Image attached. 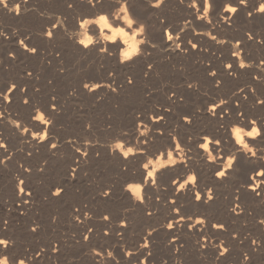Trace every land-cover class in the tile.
Segmentation results:
<instances>
[{
	"label": "rangeland",
	"instance_id": "1",
	"mask_svg": "<svg viewBox=\"0 0 264 264\" xmlns=\"http://www.w3.org/2000/svg\"><path fill=\"white\" fill-rule=\"evenodd\" d=\"M78 1H79V3H78ZM78 1L74 0L75 8H72V9L68 8V6H67L68 0H66V1L65 0H46V1L45 0H31V3L36 4V6L39 8L40 11L48 10L51 12L62 14L64 9L69 10L67 15H66V17H67L66 22H67V24H70L68 26L71 28V27L76 26L75 17H76L78 12L82 13V14L84 13L85 15H89V14H93L96 11V9L93 8L90 4H89V7L87 5L84 6L85 5L84 3L88 2V0L87 1L86 0H78ZM113 1L114 0H106V2H102V4H100L98 7H100L101 10H106L108 8L111 9L112 7H114ZM214 1H212L213 2L212 12L214 11L215 12L214 14L219 15V13L224 8L225 4L224 3L222 4L221 2H219L221 0H214ZM82 2H84V3L82 4ZM108 2H110L109 3L110 5H107ZM132 2L136 7H133ZM173 2H174V4H173ZM173 2L168 3L165 6V8H164V6H162L163 8L157 9V8L151 7L148 4V1H144V2L142 1V3H141L137 0H131V7H133L132 11L134 13L136 12L135 15H137V13H138L137 16L140 17L141 19L147 21L149 26L151 25L148 29V31L151 33V34L149 33V37L152 38L151 39L152 41L154 40L153 42H156V40H157L156 43H158L160 45V48H153L152 49V47L145 45L144 47H145L146 52L150 53L149 56L145 55V56L139 57V59L142 58L143 61H139L137 58L136 59L137 61L130 62L129 64H130L131 68L128 71L127 70H123V71L122 70L121 71L120 70H118V71L114 70L113 71L114 68L111 67L110 64L108 62H106L105 59H101V57H99L98 55L81 53L79 50L76 49V45L71 43L72 42L71 39H70V41L68 40L69 38L67 36L65 38L61 37L58 40V42L56 44L57 46L55 45L54 49L55 48L57 49L58 47H59V49H57L58 51H56V49H55L54 53H53V49H52L53 47L52 48L51 47H45L46 51H45V49L41 48L40 49L41 52L39 51L36 54V55H38L39 58H37V56L35 54H30L29 52H27V50L23 49L22 46H20L18 43H17V46L14 47V49H12L6 53H3L4 51H2V54H1V49H0V60H2V61H0V63H3L4 61H6L5 60L6 56L11 61V62L10 61L4 62L5 63L4 64L5 73L3 75L0 74V81H1L0 82V89L2 88L0 91H6L7 90V88L9 87V81H15L17 83V80L19 79L18 77L21 78L23 76V77L29 78V81L27 82V84L25 83L24 85H27L28 91L30 88V91L28 92V97L30 95V103L32 102L33 107L38 105V106H40L46 110L47 106H48L47 101L48 100L52 101L53 96H55L57 98L54 102H56L58 105H60V107H59L60 110L58 111L59 113L57 112L58 114L54 118V125L55 126L53 125L51 130L53 133H55L57 136L60 137L61 148L59 147L57 149H52V151H51L49 148V145H50L49 143L51 142L50 140L47 141V143H45V142L38 143V145L35 146L36 149L34 147H31L30 145L28 148L27 143L22 144V141L25 140L26 138L25 137L23 138V136H21L20 133L17 135L7 136V140H8L7 142H9L8 146H9V150H10L7 152V154L11 155L12 158H10L9 160H7L4 163H0V218H2L3 223L5 220H7V221L9 220L8 224L10 223V221L13 224V226L7 225L6 228L3 224L2 227L4 229H6V230L12 229L16 233H17V231H19L18 235H17L18 238L16 237V239H14V241L15 240L16 241L11 246L12 252L10 251V253H8L10 258H11V254L15 255V253L18 252V250L20 251L21 248L25 247L28 243H32L35 239L40 240V241L44 240L46 238L57 239L58 237H62V235H64V234H69V235L74 236L76 234V229H75V227L70 226V223L68 220L74 219L75 215H78V214H79V216H81V218H84L83 214L86 211H88L87 207H88V209L90 208L89 211H91L92 213L95 214V215L93 214L94 215L93 218L90 219L91 221L92 220H94V221H92L90 223V225H88V230H89V228H91L95 232L96 236L98 237L97 239H100L99 233L98 232L96 233V231H98V229L102 228L101 227L102 223H99V222H104V220H102L101 217L104 215L105 212H108L111 214V218H112L108 222L111 225L113 223L114 224L113 226H116V228H117L115 231V237L117 236L116 239L118 238L117 239L118 243L115 241L114 242L115 244L114 243L112 244L110 242L108 244V242H105V241L102 242L101 240H98V242L92 241L93 243L92 242L89 243L90 242L89 241L88 242L89 244L87 245V247H85L82 250V252H80V254L76 253V248L74 246L67 247V249L63 252V255H64V259H65V257L67 258V259H65V262H68V263L64 262L63 264H88V263H90L89 262V256L90 255L87 254V250L90 249L91 247L95 246V245H96L95 247H101L102 249L105 245L106 246L104 248L110 247L109 245H111V247L113 245H115L116 246L115 248H118L117 250L115 249V251H116V254L120 258L121 264H133L134 261L139 262L144 257V256L140 255L139 252L134 253L133 256H131V257H126L125 252L120 247V245L126 244L129 248H139L138 245H140V243L143 241L142 238L146 234L145 233L146 227H152V226L157 227V226L166 222V220L164 219L165 216L167 215V213H166L167 210H166L165 205H167L170 202L169 201L170 196L168 194H166L165 191L169 188V186H172L171 181L175 178V175H173V171H175L174 170L175 167L165 169L160 173L159 184L161 186L167 185L168 186L167 189H164L163 187H161L160 190H158V191H157V189L152 190V188H154V187H151V185H150L151 189L148 187L146 189V192L147 193L151 192L152 198L148 200L147 204L143 205L142 203H138V204L135 203L136 206H133V205H130L128 200L131 199V197H130L129 193L124 191L123 186L128 180L139 178L140 172L138 173V171H141V170H139V163H140V159L143 157V155L142 154L137 155V156L130 158V159H127L125 162H123L121 155H119V154L116 156L113 155V157H112V154H110V151L106 146H103L101 144H97V145L89 146V155L87 157H84L82 155V153L80 154V153H77L75 151V147L73 146V142H69L68 138L69 137H75L77 141H82L85 137H92L93 139L99 138L101 141L106 142L110 138H114V137L120 135L122 130L128 129L127 130L128 133L131 129H135V131H137L136 130L137 129V122H133V118L136 117L135 115L138 112L143 113V115L145 114L147 116V118H145V119L148 120L147 114H149L150 112H153L152 109L156 108V105L162 104V98H161L162 96L161 95H163L167 91L169 94H171L172 92H181L184 89H191L190 87H188V84L192 81H198L199 82V88H192V89H195L196 91L200 90V92H202V94H204L205 96H209L210 98L214 99L215 97L224 96L228 93L235 92L238 88L241 87V85L243 86L245 84H249V81H248L249 77L248 76H249L250 72H251V76H253V73H255L256 70L258 71V69H256L255 67H253L251 69L250 68L240 69V72L241 71L242 72L240 74L238 73V76L234 77L232 75H229L232 79V82L227 81V80H225V82L223 81L222 84L223 85L225 84L224 85L225 87L223 85H221L220 87L216 86V81L218 79L223 80L222 78H217L215 80V82H213L214 86H216V88H214L213 83L212 84H209V82L207 83L205 81V80H207V78L205 77L204 73L201 70L193 67L192 61L189 60L190 58L187 60H183L182 59L183 56L180 55L181 51L179 49H174L171 46L172 42H170L169 45L164 46L162 41H160V42H162L160 44L159 39L156 36V34L154 35L155 38L153 37L154 33L152 31V28L155 27V25H156V28L159 27V25L163 26L162 34L165 37V32H164L165 27H168L169 25H171L172 30L174 29L173 30L174 32H176V30L179 31L180 28L182 27L181 22L184 20H187V19H191V18H193V16H194V18H193L194 22L192 19L191 20H192V22L196 28L201 29V30H206V29L210 28V25L208 23L207 24L209 25V27L208 26L206 27V21L203 20V22H202L201 19H198L196 17L195 10L193 8L188 7V5L186 3H181V0H179V1L174 0ZM103 3H104V5H103ZM249 3H250V5H249ZM249 3H248L249 6L247 5V7H244V10H241V8H242L241 6L239 7V9H238L239 14H238V12H236L238 17L241 15L245 16V17H249L246 13H248V11L257 7V0H249ZM202 4H203L202 1H200L201 9L204 6V4H203V6H202ZM142 6H144V7H142ZM145 6H146V9H145ZM149 9H150V11H149ZM248 9H250V10H248ZM188 10H192L194 12V14L189 15L187 13ZM148 11H149L150 17L148 16ZM212 12H211V15L213 16L214 14ZM153 13H155V14L153 15ZM68 14H69V16H68ZM187 14H188V16H187ZM25 15H26V17H24L22 19L23 21L20 20V21L15 22V23L13 21L11 22L10 20L0 16V27H2V28L10 27L11 29L19 28V30H21L22 32L25 31V33L30 34V36L33 34L35 37H37L40 35L39 34L40 31L38 30L39 27L42 24H44L45 21L47 22L48 20H51L47 17L40 16L39 12H37L35 10L29 11V13L25 12ZM190 16H191V18H190ZM151 17H153V18H151ZM160 17L166 18L164 24H161ZM25 18H27V19L25 20ZM148 18H149V20H148ZM249 18H251V17H249ZM29 20L31 23H29ZM200 20H201V22H200ZM26 21H27V23H26L27 26L25 25ZM20 22H22V23H20ZM16 23H17V25H16ZM177 23H178V25H177ZM200 23H202V25H200ZM13 24L15 26H13ZM164 25H165V27H164ZM238 25L244 29L245 34L248 31H251V28H252V32L253 33L255 32L254 34L259 33V35H261L263 33L262 35H264V22L261 23L260 25H255L252 22L250 23V21H245V20L241 21L240 20V21H238ZM253 27H255V28H253ZM214 32L219 33L223 37L229 36L228 38L230 40H233V38H234V40L238 39L236 37H233L230 33L227 34L225 31L224 32L223 31L217 32L214 29ZM37 34H39V35H37ZM198 35H200V36H198ZM202 35H203L202 33H200V34L195 33L194 34L193 30L191 28H189V30L187 29L184 31L181 38H182V41L185 39L184 41H186L187 43H188L189 39H193L194 41L197 38H202V39L204 38V40L207 39L206 40L207 43L213 44V47L211 48L209 46L208 50L212 49L211 50L212 53H215L216 51L214 49L220 48L221 52H219L218 55H220V56L223 55L222 58L223 57L225 58V56H224L225 52L222 51V49L230 48V50L232 52V48L230 47L231 46L230 44L226 43L224 45H220V44H217L216 41L212 40L208 36L203 35V37H202ZM246 37H247V35H246ZM38 38L39 37H37L35 39H38ZM61 39H62L63 43H60ZM36 41H38V40H36ZM36 41L34 40L35 43H37ZM184 41H183V43H184ZM254 41L257 45L264 46V44L262 45V44L258 43L257 40L254 39ZM59 43H60V45H59ZM63 44H64V46H63ZM73 46H74V48H72ZM214 46H216V47H214ZM220 46H222L223 48H221ZM182 47H184V46L182 45ZM15 48L18 51H16ZM149 48L152 51L151 50L149 51ZM162 49H166V50H162ZM169 49L171 51H175L176 53H172ZM9 52H15L16 56L14 58L10 57L8 55ZM56 53H60V55L57 56ZM178 54L180 56V59H179ZM259 54L261 57L259 56ZM32 55H34V56H32ZM49 55L53 56L52 59H50ZM44 57H46V58H44ZM252 57L253 58L255 57V58L253 59ZM55 58H58V59H55ZM247 58L250 60L258 59V60H256V62L257 61L259 62V60L261 58H264V50H261L258 53L257 52L251 53V55H248ZM3 59H4V61H3ZM35 59H36V62H35ZM54 59L56 60V62ZM41 60H43L45 63V68H46L45 70L43 67H41L43 69H41L39 67L41 64V62H40ZM148 60H149V62H148ZM160 60H162V61H160ZM23 61H24V63H23ZM37 61H39V63H37ZM51 61H52V63L54 61V63L53 64L50 63ZM138 61H139V64H138ZM171 61L173 62V64ZM183 61H184V65L182 63ZM188 61H190V63ZM203 61L205 63H207V61H205V60H203ZM225 61H229V60L226 59ZM134 62H135V65H134ZM176 62H177V65H176ZM169 63H171V64H169ZM20 64H21V66H20ZM57 64L59 66H57ZM108 64H109V67H108ZM131 64H133V65H131ZM149 64L153 65V67L151 69L148 68ZM47 65L50 69L49 68L47 69ZM52 65H53V67H52ZM224 65H225V63H224ZM99 66H100V68H99ZM106 66H107V68H106ZM61 67H63L65 69L64 72L59 71V69ZM22 69H23V71H22ZM105 69L107 72L105 71ZM195 69H197V72ZM29 70L32 72L31 76L28 75ZM98 71H99V73H98ZM198 71L200 72L199 74H198ZM115 72H117V73L115 74V77H113V78L116 82L117 87L119 88L118 92L115 93L112 91V93H111L110 92L111 90L109 89V94H108L109 96L107 95L106 97H104V99H98V97H100L99 95L96 96L93 92L87 93V90L83 88V83H84L83 81H85V80L97 81L102 77L101 75H103L104 73H106V74L108 73V75H109L110 73H115ZM145 73H147V75H145ZM56 74H58V75H56ZM201 74H202V77H201ZM62 75H64V76H62ZM129 75L133 76V78H134V82L131 84H129L128 79H127ZM242 75H243V77H242ZM59 76H60V78H59ZM85 77H87V78H85ZM90 77H92V78H90ZM95 77H96V79H94ZM3 78H5V79H3ZM30 80L33 82H31ZM240 81L242 83H240ZM29 82H30V86L28 84ZM263 84H264V81H263ZM24 85L21 86L20 89H22L24 87ZM231 85L233 87H231ZM80 86L83 89H81ZM131 86H132V88H131ZM136 86H137V88H136ZM182 86L183 87L185 86V87L183 88ZM211 86L214 90L211 88ZM237 86H239V87H237ZM140 87L143 89H141ZM181 88H182V90H181ZM73 89L76 90V95H69V93ZM218 91H219V93H218ZM158 92H160L159 93L160 95L157 94ZM214 92H215V94H213ZM143 94H145V96H147V97L149 96L148 97L149 99L144 97ZM154 94L156 95L155 97H154ZM152 95L155 99L152 97ZM113 96L116 98L114 99ZM119 96H121V97H119ZM111 97L113 100L111 99ZM117 97L119 98V100H117ZM183 97H184L183 100L184 101L186 100L188 103H192V104L195 103L196 105H200L202 103V99H200V98L196 99V97H191V99H190L187 96H183ZM186 97H187V99H186ZM144 98L147 99V102H146V99L144 100ZM198 99H200V101ZM99 102H100V104H99ZM104 102H105V104H104ZM249 104L250 105L242 107L243 109L241 108L243 113L247 114L248 117H257V118H260L262 121H264V113H263L264 110L257 107L253 103H249ZM81 105H83V107H81ZM14 107L9 109L11 112H12V109H14V111H13L14 114H12V113L11 114L13 116H16L19 119H22L24 121L26 120L25 122H27V117H26L27 110H25L26 108L21 109L18 106L17 107L14 106ZM50 107H51V105L48 106V108H50ZM16 108H19L20 111L18 112V109H16ZM245 109H246V111H245ZM247 109H250V110H247ZM21 111L24 113H22ZM46 111H48V109ZM231 111H232V109H231ZM240 111L241 110L237 111V113ZM262 113H263V115H262ZM232 114H233V111H232ZM247 115H245V116L247 117ZM23 116H25V117H23ZM219 117H220V115H219ZM230 120H232V119H230ZM89 121H91V123H92L91 129L87 128V123ZM229 122L232 123L233 121L228 120V122H226V121L223 122V119H221V122L219 123L220 124L219 127H221V125L224 124V129H227L226 127H228V125H230ZM4 123H7V124H5L6 127L11 126L5 119H4ZM27 123H29V122H27ZM174 123L175 122L168 123L167 127H158V128H163V129H165V131L167 130L166 132H164V134L166 136V135H168V134H166V133H168V130L174 128L175 125L178 124V123H175V124ZM197 123L191 125L190 127H187L186 129L184 128L185 131L183 130L182 127H179L180 129L178 128V130H177L179 132L178 135L182 139L181 141L183 143L185 140H188L189 136H193L195 139V137L197 138L199 135H202L203 133L204 134H207V133L210 134L211 133L210 125L212 126L213 124L212 123L209 124L210 122L207 119H201V123H200V120ZM206 123H208V124H206ZM11 127H13V126H11ZM13 128L16 129L15 127H13ZM207 128H209V130ZM221 128H223V127H221ZM164 134H162V135L160 134V137H157L158 139L155 138L151 142L150 146H147L149 148L150 152H152V151L155 152V151L160 150L166 146V144L164 143L165 142ZM15 137H17V138H15ZM124 138L130 139V138H128V136L124 137ZM262 138H263V142H264V137H262ZM131 140L134 141L135 139H131ZM162 140H163V142H162ZM13 142H14V144H13ZM263 142H262V144H264ZM158 143H159V145H158ZM161 143H164V145ZM41 146H43V147H41ZM14 147H15V149H14ZM21 148L23 150H21ZM26 149H28L30 151H28ZM33 149H34V151H33ZM58 150H59V152H58ZM60 152L64 153L63 157H60L59 155L54 154V153H60ZM196 152H197V154L198 153L200 154L199 151H196ZM196 152L194 154H196ZM29 153H31V155H29ZM35 153H36V155H35ZM97 153H99V155H97ZM49 154L51 157L48 156ZM79 155H80V157H79ZM139 157H141V158H139ZM35 158H37V159H35ZM1 159H2V157H1ZM45 160L47 161V164L44 165L43 171H41L40 170L41 164ZM64 160L67 161V164ZM80 160H83V161H80ZM85 160L87 161L86 163L84 162ZM128 160L130 162H127ZM198 160L200 161V159H198ZM198 160L197 161L194 160V161L198 163L199 162ZM8 161H9L10 165H9V163H7ZM25 161H26V163H25ZM76 161L79 162L78 163L79 169L77 170V171H79V174L76 171L75 176H73L71 173V171H72L71 170L70 173L68 174V177H67V183L69 182L68 186H67L66 182L64 183L67 186L65 188V192H62L59 195V198H58V196L52 195L53 190L57 187L58 184H59L58 186L63 185L62 182H60V181H61V177H62L61 174L64 171L65 167H69L70 169H72L73 166H71V164L75 163ZM22 164L30 166L33 172L32 171H31V173L27 172L25 170V168L21 166ZM15 165H17V167ZM125 165H128V166L125 167ZM13 168H14V170H13ZM19 168L23 169V172H25V175H24L25 184L29 185V187L31 188V191L35 192V196H34L35 199H33L32 203L29 205L30 207L28 210H19L18 208H15V206L18 207L19 204L13 203V195L12 194H13L14 188L17 187V183H18L16 179L14 180V178L17 174H19V172H18ZM61 169H62V171H61ZM34 170H35V172H34ZM170 171H171V173H170ZM42 172H43V174H42ZM58 172H60V173L58 174ZM27 174H28V176H27ZM31 174H32V176H33V174L34 175L36 174L35 179H34V176L31 179V177H32ZM43 175H45V176H43ZM40 176L42 177V180H41ZM198 176H199V174H198ZM33 179L35 181H33ZM142 179H143V177H142ZM240 179H242V180L240 181ZM10 180L12 181L13 184L11 183ZM166 180H168V181H166ZM200 180L201 179L199 177L198 183L200 182ZM165 183H167V184H165ZM169 183H170V185H169ZM237 183L234 184L231 188V190L235 194V196L233 195V193L231 194V196L233 198L232 204L235 200V197L237 195H239L240 202L244 205V208H245V211L243 213H240V214L235 213L234 214L233 212L230 211V207L233 205H228L229 212L234 214L232 219L228 220L225 217L223 218V216H221L220 213L217 214L211 210L201 211L202 213L200 212L201 214L199 213V215H206L208 218L207 228L204 229L203 231H201V232H203V233H201V232H197L195 230H190L187 227L185 229V231L179 235L180 240L177 243L183 245V247L181 248L179 253L175 252V245L173 244V242H172L173 245L168 243V241L172 239V236L169 234V230L166 228L158 227L159 229L156 232H154V234H152L151 237L149 238V239H151V244H150L151 245L150 246L151 255L148 257V264H153V263L154 264H163V262L165 260L168 261V264H173V262L177 256H179L183 259L184 264H241V260L243 258V252L247 251L249 253L248 245L249 244L252 245V243H251L252 236L259 238L260 228L262 227V224H260L258 222V219H259V217L264 216V209H260L258 207V203L261 200H264V195L256 196L259 199V202L256 201V198H252L249 196L246 197V195H244V194L242 195L241 191H240V189L242 188V185H246L245 181L243 180V178L240 175L237 178ZM51 184L53 187L51 186ZM210 186H213V185H210ZM107 187H111L112 192L110 193L109 197L108 196L106 197L107 198L106 199L104 196L100 195V193L102 190H104ZM35 189H37V190H35ZM47 189H48V191H47ZM235 189L236 190L239 189V194L237 193V191ZM9 195H11V196H9ZM38 195H39V197H38ZM159 195H160L161 199L158 201V200H156V196H159ZM60 197H61V199H60ZM227 197L229 198V195L225 196V198H227ZM245 197H246V199H243ZM37 198H38V200H37ZM99 198H101V199L105 198L106 200L105 201H103L101 199L99 200ZM107 200H108V202H107ZM166 200L168 201V203L166 202ZM37 201H38V204H37ZM180 204H182V205L184 204L182 207V211H183L182 213L184 215L194 214V210H193L194 208H189L186 201H185V203L183 201ZM139 205H141V206H139ZM157 206L158 207L161 206V208H158ZM1 207L3 209H1ZM149 208H151V209L153 208L152 209L153 214H151V215L148 214ZM77 209H79V211H77ZM125 209H131V211H128L126 214ZM81 210H82V212H81ZM190 212H191V214H190ZM208 213L210 214V216H208ZM212 213H213V215H212ZM4 214H6L7 217H5ZM18 214L20 216H17ZM125 215L127 216V219L129 221V223H128L129 225L127 224L126 226H123L124 230H121L119 228L120 225H118L116 222H118L120 219L124 218ZM54 216L58 217L55 221H53ZM237 216H239V217H237ZM17 217H19V218L17 219ZM25 217H26V219H25ZM235 217H237V219H235ZM30 218H31V220H30ZM32 218H33V220H32ZM35 219H37V220H35ZM40 219L43 221H41ZM48 219L49 220L51 219V220L49 221ZM13 220H14V222H13ZM224 220H225V222H224ZM24 221H26V224ZM211 221L212 222L218 221V222L224 223L226 225V230H224V229H221V231L220 230H217V231L214 230L212 227ZM245 221H247V223H245ZM27 222L40 223L39 224L40 225V228H39L40 234L36 238L31 239L27 236L26 231L30 229V227H28ZM50 222H53L52 223L53 225L50 224ZM146 222H147V224H146ZM210 223H211V225H210ZM41 224L44 226H42ZM46 224H47V226H46ZM55 224H56V226H54ZM98 225H99V227H98ZM48 226H50L51 228H49ZM100 231L102 233H104L103 229L102 230L100 229ZM123 231L125 234H124L123 240H121L120 237L117 235V233L123 232ZM125 231L128 234H126ZM164 231H166V232H164ZM57 232H59V233H57ZM67 232H69V233H67ZM234 232H239L240 236L238 238H233L232 234ZM197 233H198V235H197ZM249 233H251V236H248ZM58 234H59V236H58ZM205 234H210V235L216 237L217 238L216 242H218L220 238L226 239L227 242L229 244H231L230 252L225 254L222 257H219V259H217V257L219 256V249L213 248V247H211V245H209L207 248L202 249L201 245L197 243V240H201V238ZM125 235H126V237H125ZM26 236H27V238H26ZM246 236H248L247 239H245ZM21 239H22V241H21ZM135 241H136V243L138 241V243L135 244ZM262 242H264V238L262 239ZM133 243L135 245H133ZM203 243H208V242L203 241ZM17 244H18L19 248L16 247ZM22 244H24V245H22ZM13 246H14V248H13ZM235 246H236V248H235ZM260 246L262 248H264V243H262ZM148 252H149V249H147L146 255H148ZM76 254H78V255H76ZM249 255L251 257L249 260V264H264V251H259V252H256L255 254L249 253ZM223 258H225V259H223ZM109 264H115V261L110 260Z\"/></svg>",
	"mask_w": 264,
	"mask_h": 264
},
{
	"label": "clouds",
	"instance_id": "2",
	"mask_svg": "<svg viewBox=\"0 0 264 264\" xmlns=\"http://www.w3.org/2000/svg\"><path fill=\"white\" fill-rule=\"evenodd\" d=\"M103 0H88V3L96 9L93 14L85 15L82 13H77L76 26L69 27L67 24V17L61 13H55L48 10L40 11L36 4L31 3V0H0V6L7 10L9 14L15 13L20 15L22 12L29 11H37L39 15L42 17H47L49 19L54 18V22L48 25H45V30L40 32L39 34L47 39H54L56 30L58 28H62L64 34L71 40H73L77 45L81 46L83 49L87 50L90 48H95L97 52L103 58L105 55L107 56H117L118 61L121 64L130 63L135 61L137 58L149 55V52H146L145 45H150L152 48H160V45L156 42H153L149 37V25L147 21L141 19L132 11L131 0H114V7L109 10H101L98 7L102 4ZM166 3V0H148V4L154 8H161ZM181 3H186L188 7L193 8L195 10V15L198 19L206 21L211 27L206 30H201L195 27L191 19H187L182 21V27L179 31L174 32L172 30V26L169 25L164 29L166 41L172 42V47L174 49H179L183 53H187L189 51L188 48L182 47L183 41L181 39L185 30L191 28L194 33L200 34L202 33L205 36L210 37L212 40L216 41L217 44L224 45L230 44L232 47L231 55L237 59L238 67L240 69L245 68H253L258 69L257 72L253 74V77L256 81H264V58H261L257 63L255 60H250L245 55V49L241 46L244 42L240 39L230 40L228 37H222L219 33L214 32L222 22L227 21L229 24L232 23L233 16L237 12L240 6H247L249 0H238V2H233V0H225V5L223 10L219 13L220 19H214L211 15V11L213 8L212 0H204V6L201 9L200 0H181ZM30 5V6H29ZM68 8H75L74 0H68L67 3ZM225 13H231L233 15H225ZM255 13H264V0H257V7L248 11L247 15L249 17L253 16ZM155 13H153L154 15ZM165 17H160L161 24L165 22ZM11 35H16L19 37L18 44L22 46V48L26 49L29 53H36L37 48L31 46L28 43L30 39L29 36H20L19 28H13ZM249 40H257L258 43L264 44V35L254 34L252 31H248L246 33ZM0 37H10V33L5 31L4 28L0 27ZM116 48H113L112 45H117ZM188 44L191 45L192 49L198 48L200 45L198 42L193 39L188 40ZM166 50V49H162ZM207 50V49H205ZM8 55L10 57H15V52H9ZM57 56L60 53H56ZM153 67L152 64L148 65V68L151 69ZM225 67L227 69L233 68L232 61H226ZM59 71L64 72L65 69L61 67ZM28 75L31 76L32 72L29 70ZM147 75V73H145ZM210 75L216 76V70H213ZM232 76H238V73L232 71L230 73ZM110 77H115V73H110ZM129 84L134 82L133 76H128ZM222 80L216 81V86L220 87L222 85ZM17 83L15 81H9V87L6 91H0V118L5 119L11 126L15 127L21 136H25L26 139L22 141V144L27 143L29 145L35 146L37 143H42L46 141H51L49 148L57 149L61 147V139L55 133L52 132V126L54 125V117L49 114L44 108L40 106H35L33 109L32 120L34 122H39L42 127L34 128L32 124L25 122L22 119L13 116L6 106V102H10L12 100L11 93L14 89L17 88ZM107 88L112 90L113 92H118L119 88L116 85L115 80L112 82L104 81H89L85 80L83 83V88L86 89L89 93L101 89ZM190 88H199L198 81H192L188 84ZM27 89V85L21 89V92ZM246 89H251V92L256 95V103L260 105H264V96L260 95L257 92L255 85L253 84H245L238 88L235 92L232 93V97L243 93L244 99H249ZM38 90V89H37ZM69 95H76V90L73 89ZM176 95L175 92L170 94V97H174ZM232 97H224L218 96L214 98V102L209 103L207 105L206 111L210 113L213 117L217 115V110L221 109L222 106L229 104ZM57 98L55 96L52 97V100L55 101ZM98 99H103V95L98 97ZM183 100V97L180 98ZM25 104L30 102V98L25 96L23 99ZM236 104L239 105L240 101L237 100ZM83 107V105H81ZM162 105H156L157 110L162 108ZM51 108L53 110L59 111L58 106L53 103L51 104ZM168 112L173 111L171 107L165 109ZM198 112L205 111L204 108L198 107ZM18 115V114H17ZM221 119L225 117H229L232 115V112L229 108L224 107L223 111L219 113ZM137 116V135L135 140L126 139L129 135L127 130H122L121 134L110 138L106 142L101 141L99 138L93 139L92 137H85L82 141H77L75 137H69L68 141L73 142V146L75 147V151L78 153H82L84 157L89 155V146L101 144L106 146L110 154L112 155H121V157L125 160L133 158L137 155H143V159L139 163V170L144 172L143 179H130L124 184V191L129 193L132 201L134 203H142L147 204L148 200L151 199V194L146 192V189L151 185L152 187L160 190L161 187L167 189V185L161 186L159 184L160 173L168 168H174L178 165H184L185 168H188V171L182 172L180 175L176 176L172 181V185L175 186L176 192L180 193L181 191H188L189 189L195 194V200L200 201L204 198V202H211L215 198V187L208 186L204 188L203 191L200 190L199 187V176L197 171L194 168H191L190 162L192 160L202 159L207 163H212L217 165V169L215 171V176L217 178H225L231 176L236 161L241 153H243L247 158L255 160V161H264V144H258L256 141L262 137H264V121L257 117H246L241 110L237 113L239 119H234L233 122L228 125L227 131L229 133V137L227 138L231 143V148L225 151L224 143L225 141L219 137H215L212 134H202L199 135V143L196 145V149L201 150L199 157L194 155L196 149L189 147L181 141L180 136L178 135L177 129L180 127L177 124L174 128L168 130V135L172 138L173 143L168 145L159 151L150 152L149 146L151 142L155 139L153 132L164 134L165 129L163 128H154L153 125L156 122L164 121L166 119L163 113L157 114L156 112H150L148 114V120L140 119L143 116V113L138 112ZM183 121L187 123H191L193 117L190 115H184L182 117ZM149 120L151 122H149ZM221 127H224L222 124ZM87 128H92V123L89 121L87 123ZM143 138V139H142ZM193 136H189L188 140L191 142L193 140ZM82 145V146H81ZM0 149H4L5 151H10L7 140L0 135ZM21 150H23L21 148ZM59 155L60 157L64 156L63 152L54 153ZM31 155V153H29ZM99 155V153H97ZM0 163H4L11 158V155H3L0 153ZM87 162L86 160L84 161ZM47 164V161H43L41 164L40 170L43 171L44 165ZM25 168L27 172H31L32 169L30 166L21 165ZM79 165H75L72 168V175L75 176L76 170ZM127 167V165H125ZM17 180V188L19 189V193H25L27 190L24 187L25 178L17 174L15 176ZM251 183L247 185H242V187H246L256 193L257 196L264 195V167L258 168L256 171L250 174ZM64 189L60 186H57L53 190V195L59 196ZM239 193V189L236 190ZM112 192L111 187H107L101 191L100 195L107 197ZM31 193L29 192V195ZM160 196H156V200H160ZM173 204H176V197L172 196L169 198ZM264 203V200L260 201ZM183 205H177L172 208L170 214H178L177 219L168 220L167 222L157 226V227H146L145 235L143 237V241L140 243L139 248H129L126 244H121L120 247L124 250L126 257L133 256L134 253L139 252L140 249H149L148 255L144 256L139 262H133V264H148V257L151 255L150 250V237L151 235L158 230V227L173 229L177 225L183 227L184 223L190 221L188 223V228L190 230L196 229L197 226H201V231L207 228L208 218L206 215H184L182 213ZM79 211V209H77ZM131 211V209H125V213ZM230 211L236 214L243 213L245 211L244 205L240 202L239 195L235 197L233 206L230 207ZM148 214H153V210L151 208L148 209ZM58 217H53V221H55ZM93 218V213L91 211H86L84 213V218L81 216L75 215L74 219L80 222H86ZM104 221L111 220V214L105 212L101 217ZM258 222L264 225V216L259 217ZM120 226H126L129 221L127 216L120 219L116 222ZM247 223V221H245ZM8 225V221H4L5 228ZM212 227L214 229H224L226 230V225L222 222L213 221ZM40 228L39 223H35L32 225V231H36ZM92 229L89 228L87 232L84 233V241L87 242L92 234ZM105 235L111 232V227L104 229ZM117 235L121 240L124 238L123 232H118ZM233 238H238L240 236L239 232H234ZM251 236V233L248 234ZM245 237V239L248 238ZM179 239L178 235L172 237L171 240L168 241L169 244H172L173 241ZM217 238L210 235L205 234L201 240H197V243L201 245V248H207L209 245L211 247L219 249V257L224 256L229 253L231 250V244L227 242L226 239L220 238L218 242H216ZM203 241H207L208 243H203ZM15 243L14 240L9 239L0 235V245H3L4 248H8L10 245ZM251 243L254 246H260L262 242L255 236H252ZM115 245L108 248H100V247H91L87 250V254L96 258V264H109L110 260H114L115 264H121L119 256L116 254ZM182 244L177 243L175 246V252L179 253ZM45 251L44 247H41L39 252L35 255L39 256L41 253ZM59 247L54 246L52 248V252H58ZM34 257L29 255L26 257H20L16 260H12L7 253H0V264H33ZM250 255L247 251L243 252V258L241 260V264H249ZM163 264H168V261L165 260ZM173 264H184L183 259L177 256L173 262Z\"/></svg>",
	"mask_w": 264,
	"mask_h": 264
},
{
	"label": "bare ground",
	"instance_id": "3",
	"mask_svg": "<svg viewBox=\"0 0 264 264\" xmlns=\"http://www.w3.org/2000/svg\"><path fill=\"white\" fill-rule=\"evenodd\" d=\"M46 1V0H45ZM66 1V0H65ZM78 1V0H77ZM87 1V0H86ZM137 1H139V2H141L142 3V1L144 2V1H148V0H137ZM174 0H166V3L163 5L164 6V8H165V6L168 4V3H170V2H173ZM179 1V0H178ZM200 1H202V3L204 4V0H200ZM212 1H214V0H212ZM238 0H233V2H237ZM103 2H106V0H103ZM114 2V1H113ZM215 2V1H214ZM219 2H221L222 4L224 3L225 4V0H221V1H219ZM10 3H11V0H10ZM78 3H79V1H78ZM84 2H82V4H83ZM110 2H108L107 3V5H110L109 4ZM213 3V2H212ZM81 4V3H80ZM85 5L84 6H88L89 7V3L88 2H85L84 3ZM114 4V3H113ZM132 4H133V2H132ZM146 4V3H145ZM173 4H174V2H173ZM203 4H202V6H203ZM103 5H104V3H103ZM112 5V4H111ZM137 5V4H136ZM140 5V4H139ZM177 5V4H176ZM179 5V4H178ZM249 5H250V3H249ZM248 5V6H249ZM30 6V5H29ZM40 6V5H39ZM50 6V5H49ZM172 6V5H171ZM170 6V7H171ZM174 6V5H173ZM216 6V5H215ZM66 7V6H65ZM133 7H136L134 4H133ZM132 7V8H133ZM142 7H144V6H142ZM152 7V6H151ZM242 8H241V10H244V7H247V6H241ZM161 8H163V7H161ZM169 8V7H168ZM220 8V7H219ZM145 9H146V6H145ZM215 9V8H214ZM221 9V8H220ZM239 9V8H238ZM57 10V9H56ZM106 10H109V8L108 9H106ZM166 10V9H165ZM223 10V9H222ZM248 10H250V9H248ZM68 11L69 10H67V9H64L63 10V12H62V14H64L65 16L67 15V13H68ZM89 11V10H88ZM95 11V10H94ZM149 11H150V9H149ZM149 11H148V16L150 17V15H149ZM239 10H237V12H238ZM246 11V10H245ZM59 12V11H58ZM152 12V11H151ZM157 12V11H156ZM212 12V11H211ZM29 13V12H28ZM187 13L190 15V14H194V12L192 11V10H188L187 11ZM213 14L215 13L214 11L212 12ZM36 14V13H35ZM84 14V13H83ZM135 14H136V12H135ZM188 14H187V16H188ZM238 14H239V12H238ZM245 14V13H244ZM247 14V13H246ZM137 15H138V13H137ZM225 15H233V14H231V13H225ZM241 15V14H240ZM0 16H2V17H4V18H6V19H8V20H10L11 22L13 21L14 23L15 22H18V21H20V20H22L24 17H26V15H25V12H22L20 15H17V14H15V13H11V14H9L8 12H7V10L6 9H4L2 6H0ZM68 16H69V14H68ZM213 17H214V19H220V17H219V15L217 14H214L213 15ZM28 18V17H27ZM27 18H25V20L27 19ZM151 18H153V17H151ZM190 18H191V16H190ZM193 18H194V16H193ZM193 18H191L192 20H193ZM196 18V17H195ZM29 19V18H28ZM245 20V21H250V23L252 22V23H254L255 25H260L261 23H263L264 22V13H255L253 16H251V18H249V17H245V16H239L238 17V15L235 13L234 14V16H233V20H232V23L231 24H229L227 21H224V22H222V24L221 25H219L215 30L217 31V32H221V31H225L227 34L228 33H230L233 37H236V38H238V39H240V40H242L244 43L242 44V46H243V48L245 49V55L248 57V55H251V53H254V52H259V51H261V50H264V46H260V45H257L256 43H255V41H254V39L253 40H249L247 37H246V34H245V31H244V29L243 28H241L239 25H238V21H243V20ZM7 20V21H8ZM37 20V19H36ZM70 20V19H69ZM148 20H149V18H148ZM154 20V19H153ZM23 21V20H22ZM28 21V20H27ZM27 21L25 22V25H26V23H27ZM38 21V20H37ZM155 21V20H154ZM54 22V18L53 19H51V20H48L47 22L45 21L44 22V24H42L40 27H39V31L40 32H42V31H44L45 30V25H48V24H51V23H53ZM152 22V21H151ZM150 22V23H151ZM193 22H194V20H193ZM200 22H201V20H200ZM202 22H203V20H202ZM5 23V22H4ZM20 23H22V22H20ZM29 23H31L30 22V20H29ZM74 23V22H73ZM148 23V22H147ZM154 23V22H153ZM198 23V22H197ZM10 24V23H9ZM164 24V23H163ZM16 25H17V23H16ZM68 25H70V24H68ZM177 25H178V23H177ZM176 25V26H177ZM200 25H202V23H200ZM13 26H15L14 24H13ZM27 26V25H26ZM151 26V25H150ZM149 26V27H150ZM209 27V25L207 24V22H206V27ZM37 27V26H36ZM164 27H165V25H164ZM211 27V26H210ZM165 28H167V27H165ZM179 28V27H178ZM253 28H255V27H253ZM34 29V28H33ZM249 29V28H248ZM260 29V28H259ZM4 30L5 31H7V32H9L10 33V37H8V38H6V37H0V49H1V54H2V51H4L3 53H6V52H8V51H10V50H12V49H14V47L15 46H17V41H18V39H19V37L18 36H16V35H11V33H12V29L10 28V27H6V28H4ZM23 30V29H22ZM174 30V29H173ZM189 30V29H188ZM152 31H153V37H154V35L156 34V36L158 37V39H159V42L160 41H162L163 42V44H164V46L165 45H169L170 44V42L171 41H166V37H164L163 36V34H162V31H163V26L162 25H159V27H157L156 28V25H155V27H153L152 28ZM177 31V30H176ZM251 31H252V28H251ZM258 32V31H257ZM262 32V31H261ZM150 33V32H149ZM255 33V32H254ZM151 34V33H150ZM195 34V33H194ZM257 34H259V33H257ZM261 34V33H260ZM263 34V33H262ZM261 34V35H262ZM30 34H27V33H25V31L24 32H22L21 30H20V36H29ZM37 35H39V34H37ZM187 35V34H186ZM190 35V34H189ZM192 35V34H191ZM198 36H200V35H198ZM37 37H39L38 39H35V38H37ZM37 37H35L33 34L30 36V39L28 40V43L31 45V46H34V47H36L37 48V52L36 53H34L35 55L40 51V49L41 48H43V49H45V47H53L52 49H53V53H54V50L56 49H54V47H55V45L57 44V42H58V40L61 38V37H63V38H65L66 37V35L64 34V31H63V29L62 28H58L57 30H56V34H55V38L54 39H47V38H45V37H43V36H41V35H39V36H37ZM202 37H203V35H202ZM223 37V36H222ZM225 37V36H224ZM229 37V36H228ZM155 38V37H154ZM187 38V37H186ZM210 38V37H209ZM36 41V40H38V41H36L37 43H35L34 42V40ZM68 39V38H67ZM150 39H152V38H150ZM182 39V38H181ZM66 40V39H65ZM69 41H70V39H68ZM185 40V39H184ZM183 40V41H184ZM207 40V39H206ZM206 40H204V38L202 39V38H197L195 41L196 42H198V44L200 45L198 48H196V49H192L191 48V45H189L186 41H184V43L182 44L184 47H186V48H188L189 49V51L187 52V53H183V52H180L181 54L180 55H182L183 56V60H187V59H189L190 61H192V63H193V67L194 68H197V69H199V70H201L203 73H204V75H205V77L207 78V80H205L207 83L209 82V84H212L213 82H215V80L217 79V78H222L223 80L222 81H224L225 82V80H227V81H231L232 82V79H231V77L229 76L230 75V72L231 71H235V72H237V73H241L240 72V68L238 67V62H237V59L235 58V57H233L232 55H231V50H230V48H225V49H222V51H224L225 52V54H224V56H225V58L223 57L222 58V56L223 55H218V53L219 52H221V49L220 48H215L214 50L216 51L215 53H212V49L211 50H208V48H209V46L212 48L213 47V44H211V43H207L206 42ZM233 40H234V38H233ZM61 42L60 43H63L62 42V39L60 40ZM72 42L71 43H73L74 45H76V49L77 50H79L81 53H83V54H94V55H98L99 57H101V55L97 52V50L95 49V48H90V49H87V50H85V49H83L81 46H79V45H77L73 40H71ZM154 41V40H153ZM65 42V41H64ZM156 42H157V40H156ZM162 42H160V44L162 43ZM214 42V41H213ZM60 43H59V45H60ZM70 44V43H69ZM66 45V44H65ZM263 45V44H262ZM57 46V45H56ZM63 46H64V44H63ZM62 46V47H63ZM70 46V45H69ZM118 46V44L117 45H112V47L113 48H116ZM148 46H150V45H148ZM147 46V47H148ZM163 46V45H162ZM228 46V45H227ZM151 47V46H150ZM214 47H216V46H214ZM221 48H223L222 46H220ZM231 47V46H230ZM17 48V47H16ZM15 48V49H16ZM72 48H74V46L72 47ZM169 48V47H168ZM232 48V47H231ZM19 49V48H18ZM24 49V48H23ZM57 49H59V47L57 48ZM56 49V51H58ZM153 49V48H152ZM205 49H207V50H205ZM75 50V49H74ZM151 49L149 48V51H150ZM170 50V49H169ZM16 51H18L17 49H16ZM45 51H46V49H45ZM48 51V50H47ZM148 51V50H147ZM152 51V50H151ZM171 51V50H170ZM41 52V51H40ZM169 52V51H168ZM172 53H176L175 51H171ZM250 52V53H249ZM20 53V52H19ZM263 53V52H262ZM21 54V53H20ZM28 54V53H27ZM30 54H33V53H30ZM5 55V54H4ZM53 55V54H52ZM177 55V54H176ZM32 56H34V55H32ZM37 56V58H39L38 57V55H36ZM54 56V55H53ZM53 56H51V55H49V57H50V59H52V57ZM83 56V55H82ZM85 56V55H84ZM90 56V55H89ZM93 56V55H92ZM97 56V57H98ZM149 56V55H148ZM178 56H179V54H178ZM259 56H260V54H259ZM258 56V57H259ZM2 57V56H1ZM30 57V56H29ZM48 57V56H47ZM55 57V56H54ZM96 57V58H97ZM257 57V56H256ZM261 57V56H260ZM3 58V57H2ZM36 58V57H35ZM44 58H46V57H44ZM149 58V57H148ZM222 58V59H221ZM253 58V57H252ZM255 58V57H254ZM253 58V59H254ZM31 59V58H30ZM33 59V58H32ZM49 59V58H48ZM55 59H58V58H55ZM54 59V60H55ZM61 59V58H60ZM98 59V58H97ZM101 59H105L106 60V62H108L109 64H110V66L111 67H113L114 69H113V71L115 70H130V68H131V66H130V64L129 63H124V64H121L119 61H118V57L117 56H107V55H105L103 58L101 57ZM145 59V58H144ZM179 59H180V56H179ZM226 59H228V60H230V61H232V63H233V68L232 69H227L226 67H225V65H224V63L226 62L225 60ZM7 62H9L10 61V59H8L7 58V56H6V59H5ZM138 60L139 61H143V59L141 58V59H139L138 58ZM173 60V59H172ZM203 60H205V61H207V63H205ZM256 60H258V59H256ZM255 60V61H256ZM0 61H2V60H0ZM3 61H4V59H3ZM6 61H4V62H6ZM46 61V60H45ZM59 61V60H58ZM135 61H137V60H135ZM139 61H138V64H139ZM160 61H162V60H160ZM190 61H188L189 63H190ZM225 61V62H224ZM0 63V74H4L5 73V68H4V64L5 63ZM11 62V61H10ZM19 62V61H18ZM35 62H36V59H35ZM41 62V64H40V68L41 67H43L44 68V70L46 69L45 68V63H44V61L43 60H41L40 61ZM55 62H56V60H55ZM147 62V61H146ZM148 62H149V60H148ZM172 62V61H171ZM179 62V61H178ZM258 62V61H257ZM14 63V62H13ZM23 63H24V61H23ZM37 63H39V61H37ZM36 63V64H37ZM50 63H52V61L50 62ZM53 63H54V61H53ZM52 63V64H53ZM105 63V62H104ZM144 63V62H143ZM183 63V65H184V61L182 62ZM191 63V64H192ZM11 64V63H10ZM27 64V63H26ZM33 64V63H32ZM106 64V63H105ZM109 64H108V67H109ZM145 64V63H144ZM169 64H171V63H169ZM172 64H173V62H172ZM175 64V63H174ZM8 65V64H7ZM131 65H133V64H131ZM134 65H135V62H134ZM176 65H177V62H176ZM20 66H21V64H20ZM57 66H59L58 64H57ZM61 66V65H60ZM137 66V65H136ZM146 66V65H145ZM172 66V65H171ZM35 67V66H34ZM51 67V66H50ZM52 67H53V65H52ZM55 67V66H54ZM37 68V67H36ZM43 68H41V69H43ZM49 67H48V65H47V69H48ZM56 68V67H55ZM96 68V67H95ZM99 68H100V66H99ZM106 68H107V66H106ZM191 68V67H190ZM24 69V68H23ZM23 69H22V71H23ZM38 69V68H37ZM50 69V68H49ZM136 69V68H135ZM134 69V70H135ZM197 69H195L196 70V72H197ZM251 69V68H250ZM255 69V68H254ZM108 70V69H107ZM192 70V69H191ZM213 70H216V72H217V75L216 76H212V75H210V73L213 71ZM253 70V69H252ZM7 71V70H6ZM104 71V70H103ZM105 71H106V69H105ZM194 71V70H193ZM107 72V71H106ZM201 72V73H202ZM250 72V71H249ZM256 72H257V70H256ZM46 73V72H45ZM48 73V72H47ZM56 73V72H55ZM98 73H99V71H98ZM117 72H115V74H116ZM200 72L198 71V74H199ZM247 73V72H246ZM26 74V73H25ZM61 74V73H60ZM96 74V73H95ZM119 74V73H118ZM243 74V73H242ZM254 74V73H253ZM262 75H264L263 73H261ZM55 75V74H54ZM53 75V76H54ZM56 75H58V74H56ZM97 75V74H96ZM100 75V74H99ZM203 75V76H204ZM61 76V75H60ZM60 76H59V78H60ZM62 76H64V75H62ZM85 76V75H84ZM83 76V77H84ZM91 76V75H90ZM102 77L99 79V80H97V81H104V80H107L108 82H112L113 81V77H110L109 75H108V73L106 74V73H104L103 75H101ZM126 77V76H125ZM201 77H202V74H201ZM242 77H243V75H242ZM249 84H253V85H255V87H256V89H257V92L260 94V95H262V96H264V84H263V81H256L255 79H254V77L253 76H251V72H250V74H249ZM19 79L17 80V88L16 89H14L13 90V92L11 93V96H12V100L10 101V102H6V106L9 108V109H11V108H13L14 106H18L19 108H26L25 110H27V115H26V117H27V122H29L30 124H32V126L33 127H35V128H40V127H42V125H40L39 124V122H34L33 120H32V115H33V109H34V107H33V105H32V102L30 103H28V104H25L22 100L24 99V97L25 96H28V92L30 91V88H29V91H28V89L27 90H25V91H23V92H21V86H23L25 83L27 84V82L29 81V78H26V77H18ZM85 78H87V77H85ZM89 78V77H88ZM90 78H92V77H90ZM147 78V77H146ZM145 78V79H146ZM241 78V77H240ZM3 79H5V78H3ZM31 79V78H30ZM52 79V78H51ZM94 79H96V77L94 78ZM93 79V80H94ZM246 79V78H245ZM12 80V79H11ZM53 80V79H52ZM122 80V79H121ZM221 80V79H220ZM236 80V79H235ZM31 81V80H30ZM234 81V80H233ZM238 81V80H237ZM1 82V81H0ZM31 82H33V81H31ZM84 82V81H83ZM246 82V81H245ZM37 83V82H36ZM234 83V82H233ZM240 83H242L241 81H240ZM29 84V86H30V82L28 83ZM39 84V83H38ZM206 84V83H205ZM228 84V83H227ZM223 85V84H222ZM225 85V84H224ZM223 85V86H224ZM124 86V85H123ZM213 86H214V83H213ZM242 86V85H241ZM6 87V86H5ZM81 87V86H80ZM183 87V86H182ZM185 87V86H184ZM183 87V88H184ZM225 87V86H224ZM231 87H233L232 85H231ZM237 87H239V86H237ZM32 88V87H31ZM123 88V87H122ZM131 88H132V86H131ZM136 88H137V86H136ZM141 88V87H140ZM211 88H212V86H211ZM214 88H216V86H214ZM2 89V88H1ZM0 89V90H1ZM81 89H83L82 87H81ZM141 89H143V88H141ZM213 89V88H212ZM180 90V89H179ZM178 90V91H179ZM181 90H182V88H181ZM185 90V91H184ZM183 91H181V92H175L176 93V95L174 96V97H171V98H169L170 97V94L168 93V91L166 92V93H164L163 95H161L162 97V108H160L159 110H157V108H153L152 110H153V112H156L158 115L159 114H161V113H163L164 115H165V117H166V119L164 120V121H159V122H156L154 125H153V127L154 128H158V127H167L168 126V123H172V122H175V123H178L179 125H180V127H182L183 128V130H184V128L186 129L187 127H190L191 125H193V124H196L197 122H199V120H200V123H201V119H207L210 123L209 124H213L212 126L210 125V131H211V133L210 134H212L213 136H215V137H219V138H221L222 140H224L225 141V143H224V148H225V151H227L229 148H231V143H230V141L227 139L228 137H229V133H228V131H227V129H224V127L223 128H221V127H219V123L221 122V117H219V113L221 112V111H223V109H224V107H227V108H230V110L232 109V111H233V114H232V116H229V117H225L224 119H223V122L224 121H226V122H228V120L229 121H233L234 119H239V117L237 116V111H239V110H242L243 108L242 107H244V106H247V105H250L249 103H253L254 105H256L257 107H259V108H261V109H263L264 110V105H260V104H257L256 103V95L255 94H253L252 92H251V89H246L245 91L247 92V94H248V97H249V99H247V100H245L243 97H244V94L243 93H241V94H238V95H236V96H234V97H232V93H228V94H226V95H224V97H232V99H231V101L229 102V104H227V105H225V106H222L221 107V109H218L217 110V115L215 116V117H213L210 113H208L207 111H206V108H207V105L209 104V103H212V102H214V99L213 98H210L209 96H205L204 94H202V92H200V90L199 91H196L195 89H184ZM214 90V89H213ZM226 90V89H225ZM234 90V89H233ZM230 91V90H229ZM111 93H112V90L110 91ZM132 92V91H131ZM208 92V91H207ZM87 93H88V91H87ZM93 93L97 96V95H99V96H101V95H103V99H104V97H106L108 94H109V89H107L106 87L105 88H101V89H98V90H95V91H93ZM116 93V92H115ZM143 93V92H142ZM145 93V92H144ZM160 92H158L157 94H159ZM218 93H219V91H218ZM93 94V95H94ZM114 94V93H113ZM148 94V93H147ZM213 94H215V92L213 93ZM91 95V94H90ZM144 95V97H146V98H148L147 96H145V94H143ZM160 95V94H159ZM218 95V94H217ZM109 96V95H108ZM123 96V95H122ZM126 96V95H125ZM156 95L154 94V97H155ZM183 96H187V97H189L190 99H191V97H196V99L197 98H200V99H202V103L200 104V105H196L195 103H188L186 100L184 101V100H181L180 99V97H183ZM114 97V96H113ZM119 97H121V96H119ZM152 97H153V95H152ZM153 97V98H154ZM159 97V96H158ZM187 97H186V99H187ZM29 98H30V95H29ZM109 98V97H108ZM116 97H114V99H115ZM123 98V97H122ZM146 98H144V100L146 99ZM184 98V97H183ZM32 99V98H31ZM37 99V98H36ZM111 99H112V97H111ZM149 99V98H148ZM155 99V98H154ZM189 99V100H190ZM194 99V98H193ZM200 99H198L199 101H200ZM113 100V99H112ZM117 100H119V98L117 97ZM237 100H239L240 101V104L239 105H237L236 104V101ZM116 101V100H115ZM114 101V102H115ZM149 101V100H148ZM194 101V100H193ZM61 102V101H60ZM146 102H147V99H146ZM150 102V101H149ZM24 105H23V104ZM53 103H55V104H57L56 102H54L53 100L51 101V100H48L47 101V105L49 106V105H51V104H53ZM102 103V102H101ZM161 103V102H160ZM198 103V102H197ZM99 104H100V102H99ZM104 104H105V102H104ZM103 105V104H102ZM48 106H47V109H48V112H49V114L50 115H52L54 118H55V116L59 113L58 111H56V110H53L51 107L50 108H48ZM57 106H58V108L60 107V105H58L57 104ZM168 107H171L172 109H173V111H171V112H168V111H166L165 109L166 108H168ZM198 107H201V108H204L205 109V111H202V112H198L197 111V108ZM15 108V107H14ZM19 108H16V109H18V112L20 111L19 110ZM242 108V109H241ZM46 109V110H47ZM151 110V109H150ZM247 110H250V109H247ZM13 111H14V109H12V114H14L13 113ZM141 111V110H140ZM231 111V112H232ZM245 111H246V109H245ZM252 111V110H251ZM22 112V111H21ZM58 112V113H57ZM259 112V111H258ZM22 113H24V112H22ZM146 113V112H145ZM250 113V112H249ZM248 113V114H249ZM260 113V112H259ZM264 113V112H263ZM263 113H262V115H263ZM254 114V113H253ZM134 115V114H133ZM148 115V114H147ZM184 115H190V116H192L193 117V119H192V122L189 124V123H187V122H185V121H183V119H182V117L184 116ZM244 115H247V114H244ZM259 115V114H258ZM261 115V114H260ZM136 116V115H135ZM251 116V115H250ZM23 117H25V116H23ZM134 117V116H133ZM247 117H248V115H247ZM145 119V118H147V116L144 114L142 117H140V119ZM230 119H232V120H230ZM146 120V119H145ZM26 121V120H25ZM58 122V121H57ZM133 122H137V116L136 117H134L133 118ZM149 122H151L150 120H149ZM174 123V124H175ZM230 124H231V122H229ZM5 124H7V123H4V119L3 118H0V135H2L6 140H7V136H11V135H17V134H19V132H18V130H16V129H14L13 127H6L5 126ZM198 124V123H197ZM206 124H208V123H206ZM128 125V124H127ZM136 125V124H135ZM224 125V124H223ZM227 125V124H226ZM55 126V125H54ZM174 126V125H173ZM176 126V125H175ZM208 126V125H207ZM170 127V126H169ZM204 127V126H203ZM227 128V127H226ZM180 129V128H179ZM208 130H209V128H207ZM128 130V129H127ZM178 130V129H177ZM167 131V130H166ZM165 131V132H166ZM185 131V130H184ZM187 133V132H186ZM185 133V134H186ZM207 133V132H206ZM167 134V133H166ZM178 134H179V132H178ZM200 134V133H199ZM204 134V133H203ZM208 134V133H207ZM136 135H137V131H135V129H131L130 131H129V135H128V138H130V139H135V137H136ZM153 135L155 136V138H157V137H160V133H156V132H153ZM162 135V134H161ZM116 136V135H115ZM25 136H23V138H24ZM164 137H165V144H166V146H168V145H171L172 143H173V141H172V138L171 137H169L168 135H166L165 136V134H164ZM182 137V136H181ZM199 137V136H198ZM196 138L195 137V139L194 140H192L191 142H189V140H185L184 141V144H186V145H188L189 147H191V148H194V149H196V145L200 142L199 141V138ZM10 138V137H9ZM13 138V137H12ZM15 138H17V137H15ZM26 138V137H25ZM184 138V137H183ZM194 138V137H193ZM20 139V138H19ZM143 139V138H142ZM158 139V138H157ZM160 140V139H159ZM182 140V139H181ZM8 141V140H7ZM157 142V141H156ZM162 142H163V140H162ZM262 142H263V138H260V139H258L257 141H256V143H258V144H262ZM9 143V142H8ZM11 143V142H10ZM45 143H47V141L45 142ZM160 143V142H159ZM159 143H158V145H159ZM164 143H161V144H163L164 145ZM264 143V142H263ZM13 144H14V142H13ZM50 144V143H49ZM154 144V143H153ZM11 145V144H10ZM28 146V148H29V144H27ZM38 145V143L37 144H35V146H37ZM43 145V144H42ZM48 145V144H47ZM46 145V146H47ZM13 146V145H12ZM11 146V147H12ZM31 147H34L35 148V146H32V145H30ZM150 146V145H149ZM162 146V145H161ZM165 146V147H166ZM40 147V146H39ZM41 147H43V146H41ZM45 148V147H44ZM61 148V147H60ZM151 148V147H150ZM14 149H15V147H14ZM36 149V148H35ZM41 149V148H40ZM47 149V148H46ZM64 149V148H63ZM71 149V148H70ZM26 150H28V149H26ZM25 150V151H26ZM155 150V149H154ZM28 151H30V150H28ZM33 151H34V149H33ZM41 151V150H40ZM45 151V150H44ZM52 151V150H51ZM68 151V150H67ZM157 151H159V150H157ZM196 151H201V150H199V149H196ZM7 152L8 151H5L4 149H0V153H3V155H8L7 154ZM56 152V151H55ZM58 152H59V150H58ZM153 152V151H152ZM39 153V152H38ZM69 153V152H68ZM78 153V152H77ZM74 154V153H73ZM81 154V153H80ZM14 155V154H13ZM33 155V154H32ZM35 155H36V153H35ZM102 155V154H101ZM194 155H196V156H198L199 157V153L197 154V152H196V154H194ZM46 156V155H45ZM48 156H50V154L48 155ZM114 156H116V155H114ZM16 157V156H15ZM20 157V156H19ZM51 157V156H50ZM79 157H80V155H79ZM112 157H113V155H112ZM12 158V157H11ZM49 158V157H48ZM70 158V157H69ZM73 158V157H72ZM94 158V157H93ZM117 158V157H116ZM115 158V159H116ZM122 158V157H121ZM139 158H141V157H139ZM0 159H1V157H0ZM32 159V158H31ZM34 159V158H33ZM35 159H37V158H35ZM56 159V158H55ZM92 159V158H91ZM113 159V158H112ZM143 159V157L140 159V161ZM18 160V159H17ZM42 160V159H41ZM49 160V159H48ZM57 160V159H56ZM67 160V159H66ZM66 160H64L65 162H66V164H67V161ZM114 160V159H113ZM120 160V159H119ZM122 160H123V162H125L126 160L125 159H123L122 158ZM27 161V160H26ZM26 161H25V163H26ZM74 161V160H73ZM79 161V160H78ZM78 161H76L75 163H72L71 164V166H75V165H77L79 162ZM80 161H83V160H80ZM139 161V160H138ZM197 161V160H196ZM199 161V160H198ZM127 162H130L129 160L127 161ZM7 163H9V161L7 162ZM15 163V162H14ZM29 163V162H28ZM69 163V162H68ZM136 163V162H135ZM123 164V163H122ZM127 164V163H126ZM134 164V163H133ZM253 164V165H252ZM9 165H10V163H9ZM79 165V164H78ZM132 165V164H131ZM137 165V164H136ZM13 166V165H12ZM16 167H17V165H15ZM28 166V165H27ZM69 166V165H68ZM128 166V165H127ZM190 166H191V168H194L195 170H197L198 172V174H199V177H200V182H199V187H200V190L201 191H203L204 190V188H206V187H208V185L210 186V185H213L214 187H215V198L211 201V202H208V203H205L204 202V198H202L200 201H196L195 200V194L189 189L188 191H181L180 193H177L176 192V189H175V186H169V188L165 191V193L166 194H168L170 197H172V196H175L176 197V204H173L170 200V202L168 203V201L166 200V202L168 203L167 205H165L166 206V210H167V215L165 216V220H166V222L168 221V220H172V219H177L178 218V214H170L171 213V210H172V208L173 207H175V206H177V205H179L181 202H183L184 201V203H185V201H186V203L188 204V207L189 208H194L193 210H194V214H196V215H199V213L201 212V211H204V210H211V211H214L215 213H220V215L221 216H223V218L225 217L226 219H232V217H233V215L235 214H233V213H231V212H229V210H228V205H233L232 204V196H231V194L233 193V195L235 196V194H234V192L231 190V188H232V186L234 185V184H236L237 183V178H238V176L240 175L242 178H243V180L245 181V183H246V185L247 184H249V183H251V180H250V174L252 173V172H254V171H256L258 168H260V167H264V161H255V160H252V159H249V158H247L243 153H241L240 155H239V157H238V159H237V161H236V164H235V167H234V170H233V172H232V174H231V176H229V177H225V178H217L216 176H215V171H216V169H217V165H215V164H212V163H207V162H205L204 160H202V159H200V161L197 163V162H195L194 160H192L191 162H190ZM20 167V166H19ZM118 167V166H117ZM116 167V168H117ZM6 169V168H5ZM79 169V167L77 168V170ZM81 169V168H80ZM169 169V168H168ZM13 170H14V168H13ZM72 169H70L69 167H65V169H64V171L62 172V177H61V181L60 182H62V184L63 185H60V187H62L63 189H64V191L63 192H65V188L68 186V183H67V177H68V174L70 173V171H71ZM76 170V171H77ZM175 171H173V175H175V177L176 176H178V175H180L182 172H185V171H188L189 169L188 168H185L184 167V165H178V166H176L175 167V169H174ZM17 171V170H16ZM59 171V170H58ZM61 171H62V169H61ZM18 172H19V174L22 176V177H24V175H25V172H23V169H21V168H19L18 169ZM33 172V171H32ZM34 172H35V170H34ZM78 172V174H79V171H77ZM82 172V171H81ZM140 172V175H139V178L138 179H142V177H143V175H144V172L143 171H138V173ZM31 173V172H30ZM60 172H58V174H59ZM170 173H171V171H170ZM175 173V174H174ZM40 174V173H39ZM42 174H43V172H42ZM49 174V173H48ZM11 175V174H10ZM36 175V174H35ZM35 175L33 174V176H34V179H35ZM46 175V174H45ZM45 175H43V176H45ZM52 175V174H51ZM163 175V174H162ZM172 175V176H173ZM27 176H28V174H27ZM31 176H32V174H31ZM33 176L31 177V179L33 178ZM14 177V176H13ZM41 177V176H40ZM12 178V177H11ZM13 179V178H12ZM11 179V180H12ZM33 179V181H35ZM39 179V178H38ZM57 179V178H56ZM161 179V178H160ZM164 179V178H163ZM10 180V181H11ZM14 180H15V178H14ZM29 180V179H28ZM41 180H42V177H41ZM45 180V179H44ZM162 180V179H161ZM242 179H240V181H241ZM74 181V180H73ZM160 181V180H159ZM166 181H168V180H166ZM239 181V180H238ZM30 182V181H29ZM52 182V181H51ZM67 183V186L64 184V183ZM11 183H12V181H11ZM15 183V182H14ZM31 183V182H30ZM29 183V184H30ZM55 183V182H54ZM13 184V183H12ZM36 184V183H35ZM76 184V183H75ZM165 184H167V183H165ZM172 184V183H171ZM238 184V183H237ZM15 185V184H14ZM59 185V184H58ZM57 185V186H58ZM70 185V184H69ZM72 185V184H71ZM169 185H170V183H169ZM242 185V184H241ZM35 186V185H34ZM51 186H52V184H51ZM236 186V185H235ZM240 186V185H239ZM12 187V186H11ZM16 187V186H15ZM24 187L26 188V192L25 193H19V189L16 187V188H14V190H13V203H18L19 205H18V207H16L15 206V208H18L19 210H28L29 209V205L32 203V201H33V199H35L34 198V196H35V192L34 191H31V188L29 187V185H27V184H25L24 185ZM53 187V186H52ZM152 187V186H151ZM36 188V187H35ZM149 188H150V186H149ZM40 189V188H39ZM151 189V188H150ZM156 190V188H152V190ZM11 190V189H10ZM34 190V189H33ZM35 190H37V189H35ZM236 190V189H235ZM9 191V190H8ZM47 191H48V189H47ZM148 191V190H147ZM158 191V190H157ZM240 191H241V194L243 195H246V197L247 196H249V197H252V198H256V201H258L259 202V199L256 197L257 195H256V193L254 192V191H252V190H250V189H247L246 187H242L241 189H240ZM29 192L31 193L30 195H29ZM40 192V191H39ZM51 192V191H50ZM67 192V191H66ZM154 192V191H153ZM43 193V192H42ZM46 193V192H45ZM44 193V194H45ZM49 193V192H48ZM155 193V192H154ZM95 194V193H94ZM150 194H151V192H150ZM160 194V193H159ZM239 194V193H238ZM53 195V194H52ZM229 195V198L227 197V198H225V196H228ZM9 196H11V195H9ZM51 196V195H50ZM62 196V195H61ZM99 196V195H98ZM126 196V195H125ZM160 196V195H159ZM38 197H39V195H38ZM65 197V196H64ZM97 197V196H96ZM109 197V196H108ZM127 197V196H126ZM168 197V196H167ZM246 197L245 198H243V199H246ZM58 198H59V196H58ZM57 198V199H58ZM106 198V197H105ZM105 198H99V200L101 199V200H103V201H105L106 199ZM165 198V197H164ZM169 198V197H168ZM12 199V198H11ZM56 199V198H55ZM54 199V200H55ZM60 199H61V197H60ZM63 199V198H62ZM96 199V198H95ZM94 199V200H95ZM37 200H38V198H37ZM111 200V199H110ZM165 200V199H164ZM242 200V199H241ZM35 201V200H34ZM40 201V200H39ZM52 201V200H51ZM96 201V200H95ZM98 201V200H97ZM129 201V203H130V205H133V206H136V204L131 200V199H129L128 200ZM127 201V202H128ZM107 202H108V200H107ZM110 202V201H109ZM249 202V201H248ZM247 202V203H248ZM4 203V202H3ZM8 203V202H7ZM34 203V202H33ZM52 203V202H51ZM54 203V202H53ZM234 203V202H233ZM37 204H38V201H37ZM128 204V203H127ZM138 204V203H137ZM149 204V203H148ZM186 204V205H187ZM144 205V204H143ZM163 205V204H162ZM161 205V206H162ZM184 205V204H183ZM257 205V204H256ZM132 206V207H133ZM139 206H141V205H139ZM161 206L160 207H158V208H161ZM34 207V206H33ZM143 207V206H142ZM141 207V208H142ZM163 207V206H162ZM258 207L260 208V209H264V203H258ZM188 208V209H189ZM1 209H3L2 207H1ZM70 209V208H69ZM153 209V208H152ZM87 210L89 211L90 210V208L88 209V207H87ZM142 210V209H141ZM165 210V211H166ZM113 211V210H112ZM146 211V210H145ZM155 211V210H154ZM186 211V210H185ZM26 212V211H25ZM69 212V211H68ZM81 212H82V210H81ZM94 212V211H93ZM140 212V211H139ZM183 212V211H182ZM209 212V211H208ZM3 213V212H2ZM8 213V212H7ZM118 213V212H117ZM202 213V212H201ZM200 213V214H201ZM211 213V212H210ZM25 214V213H24ZM27 214V213H26ZM83 214V213H82ZM94 214V213H93ZM127 214V213H126ZM190 214H191V212H190ZM216 214V215H217ZM5 215V217H7L6 216V214H4ZM29 215V214H28ZM33 215V214H32ZM79 215V214H78ZM81 215V214H80ZM84 215V214H83ZM95 215V214H94ZM93 215V216H94ZM113 215V214H112ZM133 215V214H132ZM162 215V214H161ZM189 215V214H188ZM212 215H213V213H212ZM242 215V214H241ZM240 215V216H241ZM17 216H20L19 214L17 215ZM120 216V215H119ZM156 216V215H155ZM208 216H210V214L208 213ZM218 216V215H217ZM3 217V216H2ZM16 217V216H15ZM22 217V216H21ZM118 217V216H117ZM152 217V216H151ZM150 217V218H151ZM237 217H239V216H237ZM237 217H235V219H237ZM10 218V217H9ZM19 217H17V219H18ZM28 218V217H27ZM141 218V217H140ZM149 218V217H148ZM154 218V217H153ZM12 219V218H11ZM16 219V218H15ZM25 219H26V217H25ZM83 219V218H82ZM112 219V218H111ZM114 219V218H113ZM144 219V218H143ZM158 219V218H157ZM22 220V219H21ZM30 220H31V218H30ZM32 220H33V218H32ZM35 220H37V219H35ZM41 220V219H40ZM49 220V219H48ZM51 220V219H50ZM49 220V221H50ZM154 220V219H153ZM212 220V219H211ZM9 221V220H8ZM41 221H43V220H41ZM67 221V220H66ZM69 221V223H70V226H73V227H75V229H76V234L74 235V236H72V235H69V234H64V235H62V237H58L57 239H53V238H46V239H44V240H34L32 243H28L25 247H23V248H21L20 249V251L18 250V252H16L15 253V255H13V254H11V259L12 260H16V259H18V258H20V257H26V256H29V255H31V256H33L34 257V259H33V264H63L64 262H65V259H67L66 257H65V259H64V255H63V252L67 249V247H71V246H74L75 248H76V253H78V254H80V252H82V250L85 248V247H87V245L89 244V243H91L92 241H94V242H98V240H101L102 242H108V244H109V242L110 243H114L115 241L117 242V239H116V237H115V231H116V226H113L114 224L112 223V225L108 222V221H104V222H99V223H102V225H101V227L102 228H100L101 230L103 229H106V228H108V227H111V232L109 233V234H107V235H105V232L104 233H102L101 231H100V229H98V231H96V233L98 232L99 233V238L100 239H97L98 237L96 236V234H95V232L94 231H92V234H91V236H90V238H89V240L87 241V242H85L84 241V233L85 232H87L88 231V225H90V223L92 222V221H94V220H87L86 222H80V221H76L75 219H69L68 220ZM97 221V220H96ZM101 221V220H100ZM115 221V220H114ZM141 221V220H140ZM143 221V220H142ZM145 221V220H144ZM158 221V220H157ZM236 221V220H235ZM13 222H14V220H13ZM25 222V224H26V221H24ZM57 222V221H56ZM149 222V221H148ZM212 222V221H211ZM224 222H225V220H224ZM21 223V222H20ZM28 223V227H30V229L29 230H25L26 231V234H27V236L29 237V238H31V239H33V238H36L40 233H39V231H40V229H38V230H36V231H32V225L33 224H35V223H33V222H27ZM47 223V222H46ZM49 223V222H48ZM53 222H50V224H52ZM95 223V222H94ZM151 223V222H150ZM149 223V224H150ZM188 223H190V221H187V222H185L184 223V225H183V227H180L179 225H177L175 228H173V229H168L169 230V234L173 237V236H175V235H180L182 232H184L185 231V229L188 227L187 225H188ZM4 223H3V220H2V218H0V235H2V236H4V237H7V238H9V239H12V240H14V239H16V237H17V235H18V232L19 231H17V233L14 231V230H12V229H9V230H6V229H4L3 227H2V225H3ZM40 224V223H39ZM58 224V223H57ZM146 224H147V222H146ZM145 224V225H146ZM13 226V224H12V222L10 221V223L8 224V226ZM24 225V224H23ZM42 225V224H41ZM53 225V224H52ZM129 225V224H128ZM153 225V224H152ZM210 225H211V223H210ZM18 226V225H17ZM42 226H44V225H42ZM46 226H47V224H46ZM51 226V225H50ZM50 226H48L49 228H51ZM54 226H56V224L54 225ZM21 227V226H20ZM27 227V226H26ZM97 227V226H96ZM98 227H99V225H98ZM129 227V226H128ZM153 227V226H152ZM42 228V227H41ZM70 228V227H69ZM119 228L121 229V230H124V228H123V226H119ZM127 228V227H126ZM64 229V228H63ZM74 229V228H73ZM159 229V228H158ZM214 229V228H213ZM18 230V229H17ZM161 230V229H160ZM193 230H195V231H197V232H201V226H197V228L196 229H193ZM214 230H220L221 231V229H214ZM42 231V230H41ZM53 231V230H52ZM187 231V230H186ZM219 231V232H220ZM43 232V231H42ZM126 232V231H125ZM164 232H166V231H164ZM50 233V232H49ZM57 233H59V232H57ZM67 233H69V232H67ZM201 233H203V232H201ZM23 234V233H22ZM42 234V233H41ZM45 234V233H44ZM53 234V233H52ZM123 234H125L124 233V231H123ZM126 234H128L127 232H126ZM154 234V233H153ZM165 234V233H164ZM168 234V233H167ZM46 235V234H45ZM197 235H198V233H197ZM27 236H26V238H27ZM47 236V235H46ZM53 236V235H52ZM58 236H59V234H58ZM128 236V235H127ZM140 236V235H139ZM43 237V236H42ZM50 237V236H49ZM64 237V238H63ZM125 237H126V235H125ZM167 237V236H166ZM18 238V237H17ZM23 238V237H22ZM153 238V237H152ZM241 238V237H240ZM264 238V225H262V227L260 228V234H259V238L258 239H260L261 241H262V239ZM24 239V238H23ZM138 239V238H137ZM143 239V238H142ZM179 240L180 239H178V240H176V241H173V244L176 246V243L177 242H179ZM16 241V240H15ZM21 241H22V239H21ZM28 241V240H27ZM26 241V242H27ZM90 241V242H89ZM31 242V241H30ZM89 242V243H88ZM121 242V241H120ZM20 243V242H19ZM18 243V244H19ZM25 243V242H24ZM93 243V242H92ZM118 243V242H117ZM137 243H138V241H137ZM136 243V241H135V244H137ZM234 243V242H233ZM18 244L16 245V247H18L19 248V246H18ZM70 244V245H69ZM115 244V243H114ZM134 243H133V245H135ZM150 244H151V239H150ZM173 244H171V245H173ZM22 245H24V244H22ZM58 245V247H59V251L58 252H52V248L54 247V246H57ZM69 245V246H68ZM132 245V244H131ZM11 246L12 245H10L8 248H4V246L3 245H0V253H10V251L12 250V248H11ZM96 246V245H95ZM98 246V245H97ZM106 246V245H105ZM104 246V247H105ZM108 246V245H107ZM110 247H111V245H109ZM118 246V245H117ZM139 246V245H138ZM151 246V245H150ZM21 247V246H20ZM41 247H44L45 248V251L43 252V253H41L39 256H36L35 254L37 253V252H39V250H40V248ZM89 247V246H88ZM103 247V248H104ZM13 248H14V246H13ZM101 248V247H100ZM235 248H236V246H235ZM116 250L118 249V248H115ZM239 249V248H238ZM68 251V250H67ZM70 251V250H69ZM146 251H147V249H140V251H139V253H140V255H142V256H145L146 255ZM248 251H249V253H251V254H255L256 252H259V251H264V248H262L261 246H254V245H248ZM12 252V251H11ZM78 254H76V255H78ZM241 255V254H240ZM68 256V255H67ZM254 256V255H253ZM263 256V255H262ZM141 257V256H140ZM251 258V257H250ZM223 259H225V258H223ZM227 259V258H226ZM89 262L91 263V264H96V258L95 257H93V256H89ZM65 263H68V262H65ZM90 263H88V264H90ZM154 264V263H153Z\"/></svg>",
	"mask_w": 264,
	"mask_h": 264
}]
</instances>
